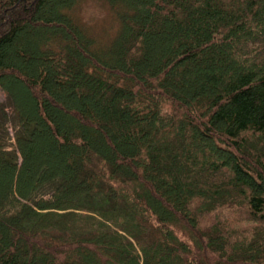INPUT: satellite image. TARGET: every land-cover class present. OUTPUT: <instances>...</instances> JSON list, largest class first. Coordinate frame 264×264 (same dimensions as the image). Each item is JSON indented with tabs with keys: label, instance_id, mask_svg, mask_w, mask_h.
Listing matches in <instances>:
<instances>
[{
	"label": "trees",
	"instance_id": "1",
	"mask_svg": "<svg viewBox=\"0 0 264 264\" xmlns=\"http://www.w3.org/2000/svg\"><path fill=\"white\" fill-rule=\"evenodd\" d=\"M99 1L0 0V264H264V0Z\"/></svg>",
	"mask_w": 264,
	"mask_h": 264
},
{
	"label": "rangeland",
	"instance_id": "2",
	"mask_svg": "<svg viewBox=\"0 0 264 264\" xmlns=\"http://www.w3.org/2000/svg\"><path fill=\"white\" fill-rule=\"evenodd\" d=\"M76 18L83 24L98 41H106L110 35L112 24L106 8L99 0H81L74 12ZM13 109L6 94L0 89V138L13 148V135L16 131ZM47 153H42L46 155Z\"/></svg>",
	"mask_w": 264,
	"mask_h": 264
}]
</instances>
